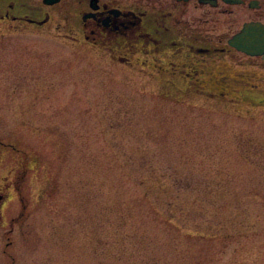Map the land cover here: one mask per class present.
<instances>
[{"label":"rangeland","instance_id":"rangeland-1","mask_svg":"<svg viewBox=\"0 0 264 264\" xmlns=\"http://www.w3.org/2000/svg\"><path fill=\"white\" fill-rule=\"evenodd\" d=\"M64 45L0 36V264H264V92L191 95Z\"/></svg>","mask_w":264,"mask_h":264},{"label":"flooded vegetation","instance_id":"flooded-vegetation-1","mask_svg":"<svg viewBox=\"0 0 264 264\" xmlns=\"http://www.w3.org/2000/svg\"><path fill=\"white\" fill-rule=\"evenodd\" d=\"M248 24L264 30V0H0V36H47L162 83L200 84L214 98L236 86L264 92L248 88L263 58L230 44Z\"/></svg>","mask_w":264,"mask_h":264},{"label":"water","instance_id":"water-1","mask_svg":"<svg viewBox=\"0 0 264 264\" xmlns=\"http://www.w3.org/2000/svg\"><path fill=\"white\" fill-rule=\"evenodd\" d=\"M230 44L248 55H262L264 54V30L256 24H248L230 41Z\"/></svg>","mask_w":264,"mask_h":264},{"label":"trees","instance_id":"trees-1","mask_svg":"<svg viewBox=\"0 0 264 264\" xmlns=\"http://www.w3.org/2000/svg\"><path fill=\"white\" fill-rule=\"evenodd\" d=\"M131 160V159H130ZM132 168H134L133 166H132ZM156 167H153V166H149V168H148V171L149 172H152L153 174H155L154 176H153V182L155 183V184H158V186H159V188H163V189H166V188H168L169 187V183L168 182H166V181H168L167 180V176H165V174H163V175H160V176H157L156 175V171H157V169H155ZM25 170V169H24ZM135 179H138L137 177H135ZM179 211H180V213H183V209H182V206L181 207H179Z\"/></svg>","mask_w":264,"mask_h":264}]
</instances>
